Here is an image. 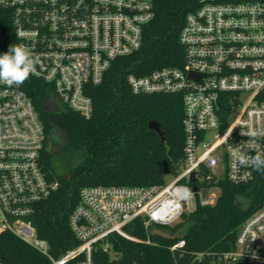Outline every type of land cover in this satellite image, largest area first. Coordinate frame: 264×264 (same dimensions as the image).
Returning <instances> with one entry per match:
<instances>
[{
	"label": "built area",
	"instance_id": "1",
	"mask_svg": "<svg viewBox=\"0 0 264 264\" xmlns=\"http://www.w3.org/2000/svg\"><path fill=\"white\" fill-rule=\"evenodd\" d=\"M154 19V0H0V41L11 29L15 45L34 60L30 76L51 88L49 102L89 120V89L103 83L116 61L142 49ZM180 44L183 68L132 74L126 82L136 96L182 97V169L163 186L83 188L69 217L80 245L58 258L33 223L36 206L60 188L44 169V124L23 84H0V233L14 235L50 264H94L97 247L113 252V236L139 242L130 233L136 223L150 245L157 226H175L198 206L216 204L218 197L203 200L202 190L220 191L223 180L256 181L257 170L240 165L239 157L264 154V3L204 0L187 17ZM184 247L179 240L170 251ZM211 258L214 264H264V206L240 227L233 251Z\"/></svg>",
	"mask_w": 264,
	"mask_h": 264
},
{
	"label": "trees",
	"instance_id": "2",
	"mask_svg": "<svg viewBox=\"0 0 264 264\" xmlns=\"http://www.w3.org/2000/svg\"><path fill=\"white\" fill-rule=\"evenodd\" d=\"M204 0H154L155 19L144 31L143 47L135 55L116 61L103 83L89 89L94 113L86 120L79 114L60 108H47L53 100L51 88L31 76L23 83L46 132V146L58 136L64 139L63 157L71 175L59 174L56 158L49 150L43 154L44 169L60 183L59 190L36 206L33 223L38 236L46 240L55 258L77 248L80 243L69 227V217L80 193L87 187L163 186L168 176H176L185 161L184 105L178 95H134L126 79L129 75L148 76L163 68H183L184 49L180 35L187 17ZM263 2L264 0H227ZM15 45L11 29L0 41L7 51ZM157 121L164 141L149 129ZM220 196L213 206H198L183 216L179 224L158 229L170 233L185 232V247L177 253L170 248L176 241L151 237L140 223L130 233L140 240L113 236L110 242L119 257L95 249L94 264H214L212 254L233 251L238 231L253 213L264 206V172L257 171L254 183L218 184ZM245 198L248 205L238 200ZM204 256L200 261L199 257ZM2 264H50V261L10 233H0ZM75 260L70 264H77Z\"/></svg>",
	"mask_w": 264,
	"mask_h": 264
},
{
	"label": "clouds",
	"instance_id": "3",
	"mask_svg": "<svg viewBox=\"0 0 264 264\" xmlns=\"http://www.w3.org/2000/svg\"><path fill=\"white\" fill-rule=\"evenodd\" d=\"M34 73V60L25 46L10 45L7 52L0 54V84L20 85ZM239 163L242 166L250 164L255 170L264 172V154L253 157L241 154Z\"/></svg>",
	"mask_w": 264,
	"mask_h": 264
},
{
	"label": "water",
	"instance_id": "4",
	"mask_svg": "<svg viewBox=\"0 0 264 264\" xmlns=\"http://www.w3.org/2000/svg\"><path fill=\"white\" fill-rule=\"evenodd\" d=\"M192 76V75H191ZM47 107H51L52 111L57 112L59 110L58 106L53 103V102H49L47 104ZM149 129L151 131H154L155 133H157L161 140L164 141V132L161 129V125L157 122V121H151L149 123ZM51 153L54 155L55 151L54 149H52ZM71 177V175L69 176V178ZM196 181V174H192L191 178H190V183H194ZM197 188L194 187V192H197ZM151 236L152 237H159L165 240H169V241H179V240H183L185 238V232L184 231H179L178 233H170L168 231H164L158 228H154L151 232Z\"/></svg>",
	"mask_w": 264,
	"mask_h": 264
},
{
	"label": "flooded vegetation",
	"instance_id": "5",
	"mask_svg": "<svg viewBox=\"0 0 264 264\" xmlns=\"http://www.w3.org/2000/svg\"><path fill=\"white\" fill-rule=\"evenodd\" d=\"M47 150H49L50 152L52 151V149H54L55 154L53 155L51 153L52 156H54L56 158V162H57V167H58V171L60 170L62 173H66L64 176L66 175H70L68 172V163L67 160L63 157V150H64V139L63 137L58 136L54 141H51L50 144H47ZM65 160V163L60 167L59 162Z\"/></svg>",
	"mask_w": 264,
	"mask_h": 264
},
{
	"label": "rangeland",
	"instance_id": "6",
	"mask_svg": "<svg viewBox=\"0 0 264 264\" xmlns=\"http://www.w3.org/2000/svg\"><path fill=\"white\" fill-rule=\"evenodd\" d=\"M244 98L246 99V96H244ZM47 108L52 111L51 107H47ZM64 163H65V160L60 161L59 162L60 167ZM56 166H58L57 165V162H56ZM57 169H58V167H57ZM58 172L61 175H65L66 174V173H62L60 170ZM173 179H174L173 176H168L166 178V181H167V183H170L171 181H173ZM211 194H213L215 197H219L220 196V191L217 190V189L213 190L212 192H210L208 190H202V192H201V198L203 200L211 199V197H212ZM191 204H192V202H191ZM238 204L241 205V206H245L246 207L248 205V201L245 198H241V199L238 200ZM110 256H111L112 260H117L118 257H119V255L116 252H114V251L110 254Z\"/></svg>",
	"mask_w": 264,
	"mask_h": 264
}]
</instances>
